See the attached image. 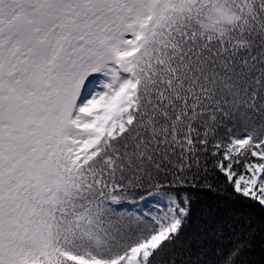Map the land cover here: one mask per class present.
<instances>
[{
    "label": "snow or ice",
    "instance_id": "6c2138e0",
    "mask_svg": "<svg viewBox=\"0 0 264 264\" xmlns=\"http://www.w3.org/2000/svg\"><path fill=\"white\" fill-rule=\"evenodd\" d=\"M0 264H264V0H0Z\"/></svg>",
    "mask_w": 264,
    "mask_h": 264
}]
</instances>
